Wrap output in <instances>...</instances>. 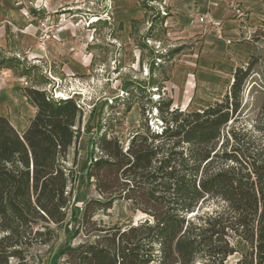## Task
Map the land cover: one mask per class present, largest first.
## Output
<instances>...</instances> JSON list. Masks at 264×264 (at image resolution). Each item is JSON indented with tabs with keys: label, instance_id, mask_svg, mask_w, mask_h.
<instances>
[{
	"label": "trees",
	"instance_id": "trees-1",
	"mask_svg": "<svg viewBox=\"0 0 264 264\" xmlns=\"http://www.w3.org/2000/svg\"><path fill=\"white\" fill-rule=\"evenodd\" d=\"M259 37L264 28L251 38ZM257 62L251 54L222 99L202 109L161 99L160 126L145 119L126 145L98 122L86 167L95 194L56 253L60 264H264V98L252 117L240 115ZM23 92L35 112L22 134L0 114V264H30L31 248L57 238L77 180L81 107ZM121 200L147 217L126 227L94 219ZM77 236L85 239L73 244ZM235 237L248 249L228 263Z\"/></svg>",
	"mask_w": 264,
	"mask_h": 264
},
{
	"label": "rangeland",
	"instance_id": "rangeland-1",
	"mask_svg": "<svg viewBox=\"0 0 264 264\" xmlns=\"http://www.w3.org/2000/svg\"><path fill=\"white\" fill-rule=\"evenodd\" d=\"M14 1L22 16L31 15L28 17H31L35 39L33 44L22 50L19 40L9 32V49L15 54L12 55L13 61L4 63L11 67V71L1 77L19 79V86L44 89L53 100L68 96L82 109L81 136L76 145L77 180L72 202L65 222L58 229L57 238L49 245L30 249V264L61 263L56 253L80 222L86 198L95 194L93 186L87 183L86 167L88 141L99 121L108 129V135L117 136L126 145L129 136L141 128L145 119L151 128L160 126L161 121L154 106L161 99L170 100L172 108L187 110L202 109L221 100L231 82V69L227 62L232 56H225L227 60L220 57L214 48L217 39L226 41V44L240 43L246 39L254 43L258 62L243 84L240 115L252 117L258 111L261 98H264V37H259L257 41L251 38L259 28H264V19L257 16L259 9L255 1L249 7V12H243L240 7L236 8L240 0H226L224 9L229 11L230 19L237 21L234 25L240 31L236 36L225 34L222 21L216 18L217 7L205 3L201 9L219 20L221 33L218 34L214 26L201 24L202 31L188 38H181L176 26L174 28L167 23L168 16L163 13L169 12V7L165 0H137L141 8L133 15L126 14L122 0ZM119 11L122 15H119ZM251 15L252 20L255 18L257 22L255 26L250 23ZM97 18L102 20L92 22ZM45 19L51 27L48 32L50 38L41 44L39 27ZM207 37L213 38L210 48L205 44ZM52 40H55V44L50 43ZM36 52L41 55L39 58L34 56ZM68 53L87 70L76 76H66L60 66L68 61ZM200 60L208 61L217 76L224 73L222 81L218 83L215 79H209L203 84L197 79L196 63ZM183 78L185 83L182 88L178 83L184 81ZM181 92L185 98L177 96ZM6 100H11L15 106L19 98ZM0 107V112L5 115L12 110L3 99H0ZM13 109L19 111L18 107ZM146 217L130 202L121 200L107 210L97 211L94 219L100 225L116 223L126 227ZM84 239L77 236L72 242L77 244ZM233 243L236 252L228 257V263L235 262L248 249L247 243L240 237L233 238Z\"/></svg>",
	"mask_w": 264,
	"mask_h": 264
},
{
	"label": "crops",
	"instance_id": "crops-1",
	"mask_svg": "<svg viewBox=\"0 0 264 264\" xmlns=\"http://www.w3.org/2000/svg\"><path fill=\"white\" fill-rule=\"evenodd\" d=\"M254 1L259 9L258 10L259 12L257 13L258 18L260 17L261 19H264L262 0H240L239 1L240 4H238V7L236 6V8L240 7V9L243 10V12H249V7L252 5V2ZM122 2H123L122 8H124V11L126 12L127 15L136 14L138 9L140 10L141 8L137 0H122ZM207 2L211 6L213 4L214 7L215 6L217 7L215 10L217 14L216 18H219L222 21L225 30L224 32L226 35L236 36V33H240L239 29H236L234 25V23L237 21L234 19H230L231 15L229 14V11H226L224 9L226 0H220V3L218 2V0H165V3L168 4L169 12L163 13V15L168 16L166 18L167 23L173 25L174 28L176 26L178 30L177 33L181 38H188L202 31L201 30L202 25L198 23L197 16L199 14L206 13V11L204 9L202 10L201 7ZM14 5H15L14 0H0V53H1L0 77L11 71V67L4 63L13 61L11 60L12 55L15 54V51L13 52L9 49L10 48L9 32L12 33L13 36H15L19 40V46L22 50H25L29 46V44H33L35 39V34L33 33V27L30 24L31 17L26 18L22 16V14L17 9L18 7H15ZM121 13L122 12L119 11V15H122ZM194 15L195 17H193ZM252 15L250 17V23L251 25L255 26L257 22L255 18L254 20H252L253 19ZM232 16L233 18H235L234 12ZM98 19L99 18L93 20L92 22L97 21ZM127 28L130 30L129 27ZM68 30L71 29L68 28ZM64 33H65V37L67 38L68 33L66 31ZM212 39H213L212 37H207L205 39V44H207L208 48H210V43H212ZM225 42L226 41L222 39L221 40L217 39L215 41L216 45L214 48L216 49L217 53L219 52L220 57L222 59L227 60V57L225 56L227 55L232 56V58L229 61L230 63L227 62L229 68L231 69L230 70L231 73L236 67H243V65L246 64L249 56L254 53L255 48H254V43L249 39H246L245 41L240 43L226 44ZM50 43L55 44V40L50 41ZM37 51L39 53L40 50L37 49ZM38 53L36 52L34 56L39 58L41 55H39ZM69 54L70 53H68L66 56L68 61L63 62L60 66V70L66 76H76L77 74H81V71L87 70L86 66H82L79 62L76 61L77 59H73V56H69ZM233 60L235 63H233ZM208 63L209 62L206 60H200L199 63H196L197 79H199L203 84L207 83L209 79H215L219 83L220 81H222L223 76H225L224 73H220L221 75L218 74L219 76H217V74L213 72V69ZM219 66L227 67L224 66L223 64H219ZM176 76L177 78L179 77V75ZM185 78H183V80ZM11 79L6 77L0 78V99L5 100V102L7 101L8 106L12 108L9 114L5 115L2 112H0V114L5 115L9 119L12 126L16 129V131L19 134H22L27 128L29 118L33 116L35 112V108L32 107V105L29 104L26 99L27 97L23 92L24 85L19 86L17 84V81L19 79L17 80H13V79L11 80ZM22 80L24 79L22 78ZM184 83L185 80L182 81L181 83H178V85H180V87L183 88ZM182 94L183 93L181 92L179 95L177 94V96H179L180 98H185L184 95ZM6 98H19V100L18 103L15 104L14 106L11 100H6ZM15 107L19 108L18 112H16V110L13 109Z\"/></svg>",
	"mask_w": 264,
	"mask_h": 264
},
{
	"label": "built area",
	"instance_id": "built-area-1",
	"mask_svg": "<svg viewBox=\"0 0 264 264\" xmlns=\"http://www.w3.org/2000/svg\"><path fill=\"white\" fill-rule=\"evenodd\" d=\"M28 16L29 15H26V17H28ZM197 21L200 24H204V25H207V26H214V27H216L218 34L221 33L219 20L214 19L212 16H210V15H208L206 13H202V14H199L197 16ZM39 28H40V32H41L39 40H40V43L43 44L46 40H48L50 38V36L48 35V32H50L49 28H51V27L46 23V19H45L42 22H40V27ZM54 95H55V98H56L57 97L56 93ZM63 97L64 98H69L68 96H63Z\"/></svg>",
	"mask_w": 264,
	"mask_h": 264
},
{
	"label": "bare ground",
	"instance_id": "bare-ground-1",
	"mask_svg": "<svg viewBox=\"0 0 264 264\" xmlns=\"http://www.w3.org/2000/svg\"><path fill=\"white\" fill-rule=\"evenodd\" d=\"M230 81H232V77L230 78ZM231 83V82H230Z\"/></svg>",
	"mask_w": 264,
	"mask_h": 264
}]
</instances>
